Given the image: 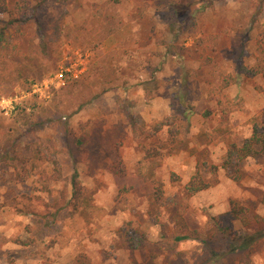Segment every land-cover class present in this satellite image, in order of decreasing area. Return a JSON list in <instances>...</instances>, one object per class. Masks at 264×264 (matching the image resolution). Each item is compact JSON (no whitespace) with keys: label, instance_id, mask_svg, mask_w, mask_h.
<instances>
[{"label":"rangeland","instance_id":"obj_1","mask_svg":"<svg viewBox=\"0 0 264 264\" xmlns=\"http://www.w3.org/2000/svg\"><path fill=\"white\" fill-rule=\"evenodd\" d=\"M28 3L0 68V264H264V156L241 182L223 168L264 111V77L240 70L264 60V0ZM173 116L174 148L156 130ZM196 173L214 185L189 193ZM233 202L244 252L215 233ZM185 230L200 239L175 243Z\"/></svg>","mask_w":264,"mask_h":264},{"label":"trees","instance_id":"obj_2","mask_svg":"<svg viewBox=\"0 0 264 264\" xmlns=\"http://www.w3.org/2000/svg\"><path fill=\"white\" fill-rule=\"evenodd\" d=\"M38 6H43L48 2V0H36ZM118 1V0H116ZM29 12V3L28 0H19L15 5L10 6L8 4V0H0V68L5 67V65L9 64V58L15 55L16 53V45H13V41L11 38L13 36L12 30H19V27L23 24H27L29 22L28 17ZM264 38V33H263ZM241 72L255 74H261L264 77V60L258 62V64L252 68L248 69L245 66L240 67ZM230 79L232 82H235L236 79L231 76H228L227 79ZM226 79V80H227ZM230 84L227 82L224 86ZM97 97V95H96ZM130 121L132 122L133 127H135L134 117L130 116ZM186 124V119L179 118L178 116L169 117L166 119L165 123L160 124L157 127V131H160L162 126H167L168 128V139L167 144L169 147H176L180 142V131L181 128ZM70 137L71 131L67 133ZM78 146L84 145V141L76 138L74 136ZM71 145H74L73 143ZM83 151V150H82ZM81 151V154H82ZM147 157L154 158L160 155V151L158 149L147 150ZM73 154L75 151H70ZM85 154V151H83ZM264 156V111L262 113L261 121L254 124L251 136L246 139L241 145L231 144L227 149V156L223 164V168L227 170L228 177L234 182H241L244 177L243 165L250 158H257ZM85 161V156L82 154L81 156L75 157V162H83ZM111 171L118 175H125L126 168L121 160L120 156L118 159L111 165ZM212 173L216 174L218 171V167H212ZM71 187H72V196L69 200V203L72 204L74 208L78 206V204L82 201L83 193L80 181L78 179L77 173H75L71 178ZM214 185V182H207L199 173H196L192 176L191 180L187 184V190L191 194H196L198 192L209 189ZM67 207V206H64ZM242 209L236 205V203H232L231 210L225 214L224 216L215 218V233L224 235V236H235L234 241L236 243V248L240 252H244L249 250L250 247L256 245L257 240L254 241L253 235L250 236H242L237 234L234 231L232 223L236 220H239ZM227 219L230 224H225L223 221ZM250 240H249V239ZM199 240L200 237L195 231H187L184 233L178 234L174 237L175 243L184 242L187 240ZM205 245L209 246L210 243L205 241ZM83 261L81 263L88 264L87 257L81 256ZM86 260V262L84 261ZM217 262L219 259L217 258ZM214 261L215 264H218Z\"/></svg>","mask_w":264,"mask_h":264}]
</instances>
